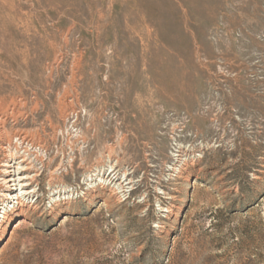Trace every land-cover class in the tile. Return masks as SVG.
Returning a JSON list of instances; mask_svg holds the SVG:
<instances>
[{
  "label": "rangeland",
  "instance_id": "1",
  "mask_svg": "<svg viewBox=\"0 0 264 264\" xmlns=\"http://www.w3.org/2000/svg\"><path fill=\"white\" fill-rule=\"evenodd\" d=\"M0 264H264V0H0Z\"/></svg>",
  "mask_w": 264,
  "mask_h": 264
}]
</instances>
